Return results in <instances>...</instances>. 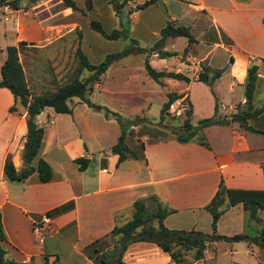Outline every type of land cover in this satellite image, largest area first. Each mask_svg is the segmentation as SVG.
I'll return each mask as SVG.
<instances>
[{"label":"crops","instance_id":"obj_1","mask_svg":"<svg viewBox=\"0 0 264 264\" xmlns=\"http://www.w3.org/2000/svg\"><path fill=\"white\" fill-rule=\"evenodd\" d=\"M143 2L128 0L124 4L128 34L137 43L150 41L145 47L148 48L166 22L188 27L193 42L188 44L185 37L179 36L183 38L179 41L181 48L175 50L177 37L167 38L164 49L175 55L160 58L150 53L147 57L148 64L155 69L179 72L188 81L164 78L163 87L151 78L150 81L142 73L146 53L141 52L135 54L136 60L131 54L110 64L113 74L121 71L124 79L121 86L114 85L113 76L104 84H92V89L102 92L99 99L103 101H95L96 97L89 99L88 95L90 105L78 99L70 100V113H56L51 107H44L35 116L43 134L31 165L35 166L38 158L49 164L51 176L47 182H40L36 172L23 180H9L3 174L7 154L15 171L24 167L22 149L26 127L24 107L14 102L6 88L0 87V219L4 233L1 246L12 264H43L44 261L47 264H115V240L108 233L114 225L130 218L133 201H144L154 195L163 207L171 209L163 219L165 227L209 233L211 216L204 205L220 181L227 188L264 189L261 134L264 133V112L247 120L257 131L244 129L236 122L204 127L208 147L195 141L178 142L169 127L158 123L159 116L157 120L148 118L151 104L161 107L166 92L180 95L174 103L181 101L190 105V122L193 116L196 121L210 117L214 103L222 114L236 106L244 107L243 85L249 66L256 67L251 103L253 107L262 105L264 0H154L136 8ZM89 3L87 10L94 9L90 0ZM129 3L131 6H127ZM103 8L111 19L113 11H108L107 6ZM75 12L62 0H36L32 4L20 0L17 7L0 6L3 21L0 64L6 46H16L19 41L25 43L18 52V60L31 93L38 94L61 83V76L68 68L65 63L68 57L61 58V51L58 53L57 49H61L63 39L77 35ZM111 21L108 29L101 26L105 32L115 28V22ZM80 41L81 34L79 45ZM76 43L77 38L75 46ZM28 48L40 49V58ZM184 48L186 51L182 54ZM202 66L210 71L223 69L212 83V93L208 86L196 80ZM114 95L125 98L120 101L122 106L115 102ZM11 106L13 111L9 110ZM108 112L118 113L125 121L123 140L134 155L120 162L110 150L120 129ZM210 131L215 137L209 136ZM78 158L85 160L82 168L76 161ZM244 212L240 204L229 207L218 217L216 232L254 236V232L245 230L248 217ZM41 216L48 223L41 224ZM257 217L262 219L263 212L258 211ZM255 222L254 231H258L260 223ZM37 225L41 227L39 236L33 230ZM218 241L205 248L201 259L192 261L191 254L186 253L185 261L188 264H264V247L254 250L245 243L246 247L241 250L227 245L218 248ZM120 261L176 264L155 243L147 241L128 244Z\"/></svg>","mask_w":264,"mask_h":264},{"label":"trees","instance_id":"obj_2","mask_svg":"<svg viewBox=\"0 0 264 264\" xmlns=\"http://www.w3.org/2000/svg\"><path fill=\"white\" fill-rule=\"evenodd\" d=\"M19 1L20 0H0V6L6 4L11 7H17ZM35 1L36 0H26L28 4H32ZM105 1L110 4L116 14L128 0ZM153 1L154 0H147L136 8L144 7ZM62 2L71 10H77L72 0H62ZM89 6V0H85L86 9H89ZM88 25L92 30L108 40L128 38V30L121 27L105 32L98 21L91 20ZM76 34L77 43L73 50V60L75 61L72 68L68 71V74L65 73V75H63L64 77L61 78L60 84L56 85L53 89L38 94L30 92L21 63L18 60V52L25 43L19 41L16 46L8 45L4 48V59L0 64V87L6 88L11 93L14 102L16 101L24 107L26 127L22 149L24 167L19 172L15 171L8 154L3 160L2 171L4 176L9 180H23L32 172H36L40 182H47L50 179V166L44 159L38 158L35 166L31 165L40 147L43 134L42 127L38 126L35 122L36 114L44 107H51L56 113H70L71 107L69 102L72 97L90 105L87 95L92 89V84L99 81L101 74L111 63L124 56L127 52H145L146 56L143 60L144 70L153 81L162 87L164 86L162 82L164 78L188 81V78L179 72L157 70L151 67L147 59L150 53H155L156 56L160 58L176 54L175 52H168L164 49L167 38L182 36L186 38L188 44L193 42L194 38L190 34L188 27L174 25L171 21H168L160 29L159 37L153 41L148 48H141L133 45L127 50L105 55L103 60L98 64L89 63L79 47V30H76ZM130 41L134 44L133 39H130ZM185 51L186 49L184 48L182 54H185ZM83 70H87L88 74L80 78ZM222 70L223 69H214L210 71L208 67L202 66L196 75V80L208 86L212 93V83L221 74ZM255 79L256 67H247L243 85V95L245 98L244 107L237 108L228 117L229 119L219 117L216 114L217 105L214 103L213 114L210 117L198 119L193 124L189 120L191 107L189 104L186 105L187 107L183 110V118L180 123L169 126L174 139L178 142L195 141L204 147H208V143L203 134V128L212 124H226L228 122H236L244 129L257 131L247 124L249 118L264 112V101L259 107H253L251 103ZM165 95L166 100L161 104L159 110V124L163 122L168 106L180 97V95L170 92H166ZM9 110L13 111L14 106H11ZM108 113L114 117L120 129L116 141L110 147L111 152L118 156L117 162H120L127 156L134 155L127 149L123 140L126 130L125 121L115 112ZM261 134H263L264 140V133L261 132ZM83 160L82 158L76 159V161L80 163V168L85 164H82ZM236 204L241 205L248 219L260 223V228L256 235L249 237L244 233H237L227 236L216 232V221L220 214ZM204 209L207 210L211 216L209 233H203L193 229L182 230L165 227L163 225V219L171 209L163 207L154 195L148 196L144 201H133L130 218L120 225H114L108 233V235L112 236L115 240L113 251V253L116 254L114 259L115 264H123L120 261L122 252L128 244L137 241L155 243L163 252L167 253L170 259L176 264H188V261H185L184 258L186 253L191 254L192 261L201 259L205 248L216 240H224L226 242L244 241L246 244L255 243L259 247H264V189L227 188L220 181L214 194L207 204L204 205ZM258 211L263 212L262 219L257 217ZM3 240L4 233L2 231L0 219V264H12V262L5 257V251L1 246ZM43 264H47V262L44 261Z\"/></svg>","mask_w":264,"mask_h":264},{"label":"rangeland","instance_id":"obj_3","mask_svg":"<svg viewBox=\"0 0 264 264\" xmlns=\"http://www.w3.org/2000/svg\"><path fill=\"white\" fill-rule=\"evenodd\" d=\"M73 1L75 3V6L77 7V10L75 13H77V17H78L77 22H78L79 31L81 34V41H80L79 47H80L82 53L86 56L89 63L98 64L100 61L103 60L105 55L114 53V51L111 52V50L123 51V50H127V49L131 48L133 45L141 47V48H145L150 43V41H148L145 44L141 43V42L137 43V41L135 39H133L132 37H130L129 34H128V38H126V39L108 40V39H105L102 36H100L97 32L93 31L89 27V25H88L89 21H91V20L96 21L97 20L101 24L100 26H103V28L108 29L111 22H112L111 21V19H112L115 22V28L121 27V28H124L125 30H127L128 20L125 17L126 5L122 6L119 9L118 13L115 14L112 7L110 5H108L104 0H90L94 6V9H91V10L85 9L84 0H73ZM103 6H107V8L109 9L108 11H113V14H111V16H112L111 19L109 18V16L106 15ZM127 6H131V3H129ZM82 11H83V13H82ZM1 23H3V21H2L1 15H0V24ZM4 23H6V22H4ZM76 38H77V35H75V38H73V39H70V38L63 39V45H62L61 49H57L58 53H60V51H61V55H62L61 58H63L64 55H67V57H68L67 62H65V63H67V66H68L67 71H66L67 74H68V71H70V69L72 68L73 63L75 61V60H73V50H74ZM130 39L134 40V44H132ZM175 39L177 42H175L173 48H175V50H179V48H181L179 41H182L183 38L177 37ZM28 49L33 54H35L38 58H40L39 54L42 52V51H40V49L39 50H36V48L35 49L34 48H28ZM137 53H138V55H140L141 52H136V51L127 52L124 56L117 59L116 61H119L120 59H122L126 56H130L131 54L134 55V57H135V54H137ZM2 57H3V55L0 54V60H2ZM133 59L136 60L137 58L135 57ZM69 61H71V63H69ZM116 61H114V62H116ZM156 65H159V63H156ZM141 67H142V69H144L143 65H141ZM109 69H110V66L101 74V76L99 78L100 81H98V82H101L102 84H104V82L106 81L107 78L111 79V76H113V78L116 79V81L114 82V85L115 86H121L122 83L124 82L123 76L121 75V71H118V75H117L116 72H114V74H113V72H111L112 70H109ZM119 70H121V69H119ZM142 73H145L147 78L150 79V77L146 74V72L144 70H142ZM87 74H88L87 70H83L82 74L80 75V78H83ZM63 77L64 76L62 75L61 78H63ZM150 81H151V79H150ZM261 85L264 86L263 83ZM100 96H102V92H100L96 89H92L88 93L89 99L96 97L94 99L95 101H103L102 99H99ZM113 97H114L115 102H119L120 106L123 105V104H121L120 101L122 99L125 100L124 97H122L121 95H114ZM76 99L77 98H75V97L71 98L72 101H74ZM97 104L101 105L100 102ZM174 105H175V103H174ZM177 107L180 108L179 106H177ZM237 108H239V106H236L233 109L224 110V111H226L225 114H222V111H220L218 109L216 114H219V117L226 118V117H229ZM159 110H160V105H158L156 103L151 104V106L149 108V112H148V114H149L148 118L151 120H153V119L157 120V118L159 116ZM182 118H183V111H180V113L178 115L177 114L175 115L174 112L171 113V112L167 111L165 116H164V120L160 125H163L165 127L174 126V125L179 124ZM191 122L193 124L196 122L195 116L191 117ZM129 127H130V124H127V128H129ZM208 134L210 137H215L213 135L214 134L213 131H210ZM247 221L248 222L246 223L245 230L246 231L251 230V232H254V234L256 235L258 232V231H254V227H255L254 224L256 222L254 220H251V219H248ZM217 244L219 245L218 248L222 247L224 245H227V246H232V247L236 246L239 250H241L242 248L246 247L245 242H242V241L233 242L232 244L231 243L228 244V243L224 242L223 240H219L217 242ZM250 246H252L254 250H256L258 247L255 243H251ZM237 256H240V253L237 254Z\"/></svg>","mask_w":264,"mask_h":264},{"label":"built area","instance_id":"obj_4","mask_svg":"<svg viewBox=\"0 0 264 264\" xmlns=\"http://www.w3.org/2000/svg\"><path fill=\"white\" fill-rule=\"evenodd\" d=\"M144 1H147V0H144ZM5 19V18H4ZM174 102V101H173ZM171 103L169 106H168V109H167V111H169V112H171V113H175V115L177 114H179L180 113V111H183L187 106H186V104L185 103H183V102H181V101H177V102H175V105H174V103ZM177 106H179L180 108H178ZM221 109H223V106L221 105V107H220ZM40 223L41 224H44V223H48V219L45 217V216H41V218H40ZM40 229H41V227L40 226H35L34 227V233L37 235V236H39V232H40ZM24 264V263H23Z\"/></svg>","mask_w":264,"mask_h":264}]
</instances>
